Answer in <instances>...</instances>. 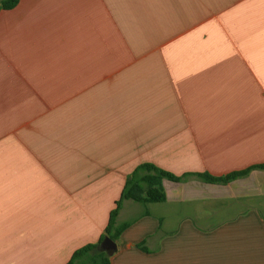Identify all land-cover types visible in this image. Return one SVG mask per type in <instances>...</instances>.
Listing matches in <instances>:
<instances>
[{
    "label": "crops",
    "instance_id": "1",
    "mask_svg": "<svg viewBox=\"0 0 264 264\" xmlns=\"http://www.w3.org/2000/svg\"><path fill=\"white\" fill-rule=\"evenodd\" d=\"M143 162L264 163V0L0 9V264H65L96 242ZM162 184L164 201L122 200L110 264H264V168Z\"/></svg>",
    "mask_w": 264,
    "mask_h": 264
},
{
    "label": "trees",
    "instance_id": "2",
    "mask_svg": "<svg viewBox=\"0 0 264 264\" xmlns=\"http://www.w3.org/2000/svg\"><path fill=\"white\" fill-rule=\"evenodd\" d=\"M18 0H1L0 9H7L14 6ZM264 168V163L249 166L243 170L232 171L224 175H212L208 172H190L176 175L164 170L149 162H143L133 168L127 175L122 186L120 196L116 200L114 207L109 212L107 225L101 236L94 243H87L75 249L69 260L65 264H110V255L105 251L98 250L99 243L104 236H108L116 242L121 232L129 225L128 222L117 224L115 219L120 209L123 199H131L141 204L147 202H161L166 198L162 180L182 181L190 175L209 183H227L237 177L246 175L251 169ZM144 240L136 246L144 251H148Z\"/></svg>",
    "mask_w": 264,
    "mask_h": 264
},
{
    "label": "water",
    "instance_id": "3",
    "mask_svg": "<svg viewBox=\"0 0 264 264\" xmlns=\"http://www.w3.org/2000/svg\"><path fill=\"white\" fill-rule=\"evenodd\" d=\"M97 249L105 251L108 254H112L113 251L116 249V242L113 241L108 236H104L101 242L99 243V246Z\"/></svg>",
    "mask_w": 264,
    "mask_h": 264
}]
</instances>
